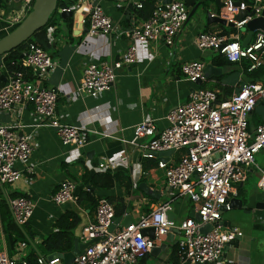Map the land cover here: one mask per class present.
Returning a JSON list of instances; mask_svg holds the SVG:
<instances>
[{
    "label": "built area",
    "instance_id": "built-area-1",
    "mask_svg": "<svg viewBox=\"0 0 264 264\" xmlns=\"http://www.w3.org/2000/svg\"><path fill=\"white\" fill-rule=\"evenodd\" d=\"M18 1V8L6 21L7 31L23 21L34 2ZM111 1L124 9L142 8L141 1ZM217 1L220 4L219 11L210 13V17L232 25L235 32L229 37L210 32L200 33L195 38V47L201 51H216L229 63L248 61L249 73L264 66V32L255 31L245 48L239 43L245 26L263 16L264 0ZM74 10L67 7L60 11ZM241 13L245 16L238 21L236 18ZM188 15L189 9L182 1L154 6L147 20L128 31V38L133 45L117 60L90 64L82 71L74 96L96 98L113 90L117 72L135 62V44L161 41L173 47L188 21ZM81 23L86 29V38L112 32V22L99 5H87ZM20 66L22 71L10 74L0 88V114L8 115L17 108L23 110L30 106L34 122L31 126L18 122L0 124V187L18 182L22 176L15 170V165L30 159L32 137L23 132L26 127L53 130L62 145L77 149L86 146L91 134L113 139V136L60 121L56 105L63 92L43 85L56 63L40 46L28 44ZM203 70L201 62H189L180 67L183 78L190 83L201 81ZM258 101L264 104V86L258 83L242 85L238 92L224 101H218L215 92L198 88L190 94L186 104L167 114V126L164 129L157 130L152 119H145L135 125L132 140L121 142L137 146L142 159L152 160L156 158L155 154L167 151H183L176 162L157 160V169L163 172L165 184L172 195L187 199L194 206L200 221L185 219L176 225L167 217L170 206L163 203L129 226L110 232L114 208L104 197H99L94 221L80 230L83 244L94 242L75 257L72 264H137L173 230L180 232V239L176 242L177 262L168 264H215L224 249L240 236L237 229L220 224L223 211L230 210L233 187L243 183L248 169L255 167V156L264 150V126H258L252 133L247 130V118ZM99 167L103 168L102 165ZM26 173L33 174V169H27ZM259 173L258 188L264 194V169L259 170ZM76 201L77 186L68 181L60 184L51 197L55 206L76 205ZM7 202L13 222L23 227L32 216V202L22 196ZM206 225L212 226V229L203 235L200 230ZM145 229L154 230V239L143 236L142 231ZM46 258L38 255L36 264H63L58 257L50 261ZM0 264H15V261L0 252Z\"/></svg>",
    "mask_w": 264,
    "mask_h": 264
},
{
    "label": "crops",
    "instance_id": "crops-1",
    "mask_svg": "<svg viewBox=\"0 0 264 264\" xmlns=\"http://www.w3.org/2000/svg\"><path fill=\"white\" fill-rule=\"evenodd\" d=\"M215 1L212 3L215 4ZM61 2L69 5L68 8H74L73 13L85 3L99 5L112 22V32L109 35L86 38V29L83 27L80 35H75L73 19L72 26L69 27L68 23L64 22L65 19L57 14L46 29L47 54L56 66L48 73L43 85L63 92L59 95L56 105V113L62 123L113 136V139L91 134L86 146L77 149L62 145L53 130L29 127L24 129L23 132L32 137L33 150L30 159L26 163L15 165V170L22 176L18 182L0 187V194L6 202L9 215L7 201L10 200L8 199L10 194L16 193L26 197L33 204L32 216L23 226L29 229L30 234V236L26 234L24 242L15 244L11 251H7L5 238L0 231V252H4L15 263L21 264L23 262L27 264L38 255L48 256L42 253L39 244L54 232L53 224L65 212L76 215L78 223L72 235L83 244L80 230L94 221L95 210L78 204L55 206L51 202V197L59 185L66 181L77 186V195L86 187L97 199L99 197L122 199L126 212L121 218L128 213L132 222L163 203L170 206L167 217L176 225L185 219H193L190 214L195 213L194 206L187 199L175 198L172 195L165 184L163 172L157 168L147 170L144 168L149 161L157 163L158 158L142 159L137 146L125 145L121 140L131 141L133 127L145 119H152L157 130L164 129L167 126V114L186 104L190 94L198 88L207 90L216 86L212 91L219 101L218 96L227 100L233 93L238 92L242 85L252 84L250 73L247 69L244 71V65H249L248 61L229 63L216 51H201L195 47V38L200 33L220 34L221 28L232 29L217 23L206 24V18L195 15L196 11L184 25L173 47L166 46L161 41L136 43L135 62L117 72L118 77L113 90L104 92L96 98L76 97L73 93L81 80L82 71L90 64L117 60L133 45L128 38V31L143 21L136 15L133 16L132 11H128L135 9L134 7L124 9L111 0H61ZM155 2L154 6L160 4ZM18 3L19 1L6 0L2 5L0 37L8 33L6 21L18 8ZM214 10L215 13L219 11L217 5ZM245 36L246 30L241 31L240 46ZM218 56L229 64L226 66L216 64L215 59ZM189 62H201L204 68L211 66L215 72L207 79H202L200 86L190 83L180 72L182 64ZM218 77L219 81L216 79ZM262 79L263 77L254 83L264 85ZM16 122L25 126L33 124L30 106L23 110L17 108L8 115L0 114V124ZM258 126H264V104L260 101L247 118V130L252 133ZM182 153L183 151L174 152L163 157V160L168 163L176 162ZM260 154L264 155V150L258 155ZM27 169H33V174H27ZM261 169H264V161L261 164L255 160V167L248 169L243 183L233 187L230 200H240L241 208L226 211L228 214L221 218L220 224L237 229L240 236L224 249L215 264H264V208L260 206L264 201V194L258 188ZM104 173L110 174L114 180L111 189L102 190L87 186L92 176ZM127 182L129 185L126 190ZM140 184L155 192L159 199L144 195L138 188ZM117 228L120 226H116L115 229ZM22 231L25 235L26 230ZM165 239L156 246L165 245L162 251L156 256L146 254L137 264L173 263L172 258L177 245L166 243ZM175 239H180V236L174 234Z\"/></svg>",
    "mask_w": 264,
    "mask_h": 264
},
{
    "label": "trees",
    "instance_id": "trees-1",
    "mask_svg": "<svg viewBox=\"0 0 264 264\" xmlns=\"http://www.w3.org/2000/svg\"><path fill=\"white\" fill-rule=\"evenodd\" d=\"M184 3V5L191 11V9L196 6V4H201L204 0H179ZM213 2L215 0H207V2ZM234 1H243V0H234ZM6 0H0V9L2 8V5L5 4ZM154 0H144L142 1V8L141 9H129L128 11H132V15H136L138 19L141 21H145L149 18V16L152 13V10L155 5ZM69 6V5H68ZM67 5L63 4L61 0L57 1V9L59 8H67ZM126 11V13H128ZM57 15V13H54L50 19L48 20L47 24L38 32H36L33 37L28 40L26 43L22 44L18 48L10 51L9 53L3 55L0 57V74L3 75L5 78H7L10 74H13L14 72H21L22 68L20 66L21 63V56L23 52L25 51L26 47L30 43H35L34 40H38L39 42H43L46 46H48V40L46 37V29L54 19V17ZM65 23H68L69 27L72 26V20L71 19H65ZM16 28V27H15ZM15 28L8 31L10 33ZM8 33L2 35L0 38L4 37ZM234 33L233 29H224L221 28L220 36H226L229 34ZM216 64H220L221 66H226L229 63L226 62L223 58L218 56L215 59ZM248 64L244 65V71L248 68ZM249 77L252 79L251 83H254L256 80H259L260 78L264 77V67L259 68L249 74ZM218 81L220 77L216 78ZM4 86V83L0 82V88ZM264 86V85H263ZM214 87H209V90H213ZM207 89V90H208ZM219 101H223L225 99H221L220 96H218ZM146 170L150 168H157V163L154 161H149L146 163L145 167ZM114 185V180L110 174L104 173V174H95L92 176L89 181L88 185L94 189H102V190H108L111 189ZM128 182L125 184V189H128ZM19 197L16 193L10 194L8 196V199H13ZM110 204L114 207V217L115 218H121L125 212L126 207L123 205L122 199L113 200L111 198H105ZM97 203V198L94 197L93 193L90 191H87L86 187L84 191H82L79 195H77V201L76 204L78 206H87V209L89 210H95ZM11 215H9L7 211V205L5 200L2 198L0 194V231L2 232V235L4 236L5 244L7 251H11L15 244L21 243L25 241L26 234L30 236L29 229L25 228L26 233L25 235L20 231L18 226L13 222ZM78 219L76 215L72 212H65L52 226L54 229V232L47 236L40 244L39 248L45 255H50L52 253L57 254H63L67 253L72 250L73 248V230L77 226ZM33 262V263H32ZM172 262H177V256H176V250L175 254L172 258ZM27 264H36V258L31 259L28 261Z\"/></svg>",
    "mask_w": 264,
    "mask_h": 264
},
{
    "label": "water",
    "instance_id": "water-1",
    "mask_svg": "<svg viewBox=\"0 0 264 264\" xmlns=\"http://www.w3.org/2000/svg\"><path fill=\"white\" fill-rule=\"evenodd\" d=\"M14 2H18V0H13ZM57 1L58 0H34L32 8L30 10V12L27 14V16L23 19V21L16 26V28L11 31L10 33H8L7 35H5L4 37L0 38V57H2L3 55L9 53L10 51L18 48L19 46H21L22 44L26 43L28 40H30L33 35L38 32L39 30H41L48 22V20L50 19V17L54 14L57 13L62 19H73L74 22V34L75 35H80L82 29H83V25L81 23L82 21V17L83 14L85 12V9L87 7V4H83L81 9L75 13L73 12H61L60 10L57 9ZM158 3L162 4V5H169L173 0H155ZM201 1V0H199ZM215 4L217 5V7H220V4L218 3V1H215ZM200 7V4H196V6H194L191 11L189 12L188 15V20L189 18H191L193 16V14L198 10V8ZM205 16H206V24H211V23H217L221 26H226L229 28H233L232 25L230 24H225L224 21L217 19V18H211L210 17V13L209 11H205ZM245 16L244 13H241L236 19L239 21L241 20L243 17ZM264 16V13H263ZM255 19L251 22H249L246 26H245V30H246V36L244 38V40L241 43V47L245 48L249 42L252 39L253 33L255 31H262L264 32V17ZM35 43L40 46L45 52L48 51L47 46L43 43V42H39L38 40H34ZM22 57V56H21ZM215 70L211 67V66H206L203 70V79H207L209 75L214 74ZM0 82L2 83H6V78L0 74ZM196 85L200 86L202 84V82L200 80L195 82ZM172 154V151H167V152H162V153H158L155 154V156L158 158V161H164L163 157H167L170 156ZM143 193L144 195L156 199L158 200L159 197L156 196V193L153 191H150V189L144 185V184H140L138 187ZM230 204V209H240L241 208V202L240 200L237 199H232L229 201ZM262 208H264V201L262 203V205H260ZM224 212V211H223ZM190 217H192L195 221L199 222L200 218L196 213H191ZM132 223V218L130 217V215L127 213L125 215L124 218H113L112 220V225L110 227V232H112L116 226H120V227H127ZM222 225V224H221ZM18 228L20 229V231L24 234V232L22 231V228L20 226H18ZM212 229V226L210 225H206L204 226L201 230L200 233L201 234H206L207 232H209ZM143 236H146L150 239H154V230L153 229H145L142 231ZM174 234L179 236L180 232L178 230H173L171 231L165 239L166 243L169 244H176L177 240H174ZM174 240V242H173ZM92 242L91 241L89 243L86 244H80L78 238H74L73 240V248L71 251L67 252V253H63V254H57V253H52L50 255L47 256V260H53L56 257L60 258L63 262V264H72L73 260L75 257H78L83 250L88 247ZM165 245H161L159 247H153L150 250V255L152 256H156L160 251H162V248H164ZM15 264H21V263H15Z\"/></svg>",
    "mask_w": 264,
    "mask_h": 264
},
{
    "label": "rangeland",
    "instance_id": "rangeland-1",
    "mask_svg": "<svg viewBox=\"0 0 264 264\" xmlns=\"http://www.w3.org/2000/svg\"><path fill=\"white\" fill-rule=\"evenodd\" d=\"M216 8V5L214 4V3H212V2H207V0H204L201 4H200V7L198 8V10H197V12L195 13V15H199V16H201L202 18H206V16H205V11L207 10V11H209V13H213ZM215 13V12H214ZM263 79H264V77H263ZM262 79V80H263ZM261 152H263V151H261ZM260 152V153H261ZM255 160L257 161V162H259V163H261L262 164V161H264V155H262V154H260V155H256L255 156ZM226 214H228V212H224L223 214H222V217L221 218H223V216H225ZM22 230H25V228L24 227H22Z\"/></svg>",
    "mask_w": 264,
    "mask_h": 264
}]
</instances>
